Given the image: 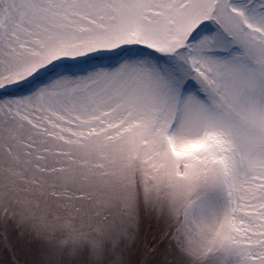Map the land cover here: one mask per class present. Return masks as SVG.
I'll use <instances>...</instances> for the list:
<instances>
[{
	"label": "snow or ice",
	"instance_id": "obj_1",
	"mask_svg": "<svg viewBox=\"0 0 264 264\" xmlns=\"http://www.w3.org/2000/svg\"><path fill=\"white\" fill-rule=\"evenodd\" d=\"M0 264H264V0H0Z\"/></svg>",
	"mask_w": 264,
	"mask_h": 264
}]
</instances>
